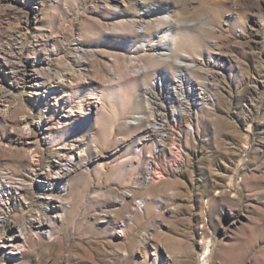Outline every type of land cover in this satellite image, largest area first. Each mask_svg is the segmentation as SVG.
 Returning a JSON list of instances; mask_svg holds the SVG:
<instances>
[{"label": "rangeland", "instance_id": "obj_1", "mask_svg": "<svg viewBox=\"0 0 264 264\" xmlns=\"http://www.w3.org/2000/svg\"><path fill=\"white\" fill-rule=\"evenodd\" d=\"M164 2L0 0V264H264V0Z\"/></svg>", "mask_w": 264, "mask_h": 264}, {"label": "bare ground", "instance_id": "obj_2", "mask_svg": "<svg viewBox=\"0 0 264 264\" xmlns=\"http://www.w3.org/2000/svg\"><path fill=\"white\" fill-rule=\"evenodd\" d=\"M156 3L157 4H160V5H162V4H166V2H164V0H156ZM155 4V3H154ZM162 22L164 23L163 24V27L165 26V28H164V30H158V33H160V38H162V39H164V41H166V45L164 46V49H167L168 50V48L170 49V50H172L176 45V42H177V38H176V36H175V34H173L172 33V28H174L173 27V22H172V20H171V15H168V13H167V16L166 17H164V19H162ZM133 30L132 29H130L128 32L129 33H131ZM144 34V33H143ZM129 41L132 43V45L131 46H134V44L136 43V41L134 40V37H133V35H130V37H129ZM166 50H164V52H165ZM162 81V82H161ZM164 81V77H160V79H157V83L154 85V84H149V83H147V85H144V87L146 88V89H150L151 88V90L153 89H155V88H162V89H164V90H166V88H165V82H163ZM150 91V90H149ZM147 94L149 95V97H155V95H154V92H147ZM169 97H173V95H174V90H172V89H170L169 90ZM173 94V95H172ZM173 101V98H171V102ZM81 105V104H80ZM78 112H81V110H78ZM161 128V127H160ZM66 172V171H65ZM59 173V172H58ZM61 173V172H60ZM60 177V176H59ZM62 177V176H61Z\"/></svg>", "mask_w": 264, "mask_h": 264}]
</instances>
